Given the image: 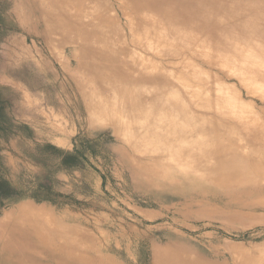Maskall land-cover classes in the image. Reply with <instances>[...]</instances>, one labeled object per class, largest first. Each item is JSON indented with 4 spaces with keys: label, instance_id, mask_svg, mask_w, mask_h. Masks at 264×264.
<instances>
[{
    "label": "rangeland",
    "instance_id": "1",
    "mask_svg": "<svg viewBox=\"0 0 264 264\" xmlns=\"http://www.w3.org/2000/svg\"><path fill=\"white\" fill-rule=\"evenodd\" d=\"M163 30L127 0H0V221L30 218L61 264H264V64L244 86ZM201 71L234 110L203 109L188 139L208 141L200 191L164 177L202 173L164 164L165 124L129 123L164 93L135 80Z\"/></svg>",
    "mask_w": 264,
    "mask_h": 264
},
{
    "label": "bare ground",
    "instance_id": "2",
    "mask_svg": "<svg viewBox=\"0 0 264 264\" xmlns=\"http://www.w3.org/2000/svg\"><path fill=\"white\" fill-rule=\"evenodd\" d=\"M127 1L133 5L139 15L144 16L149 22L162 25L166 35L169 34L176 40H181L189 45L194 44L198 50L205 51L203 53H206L211 67L224 70L223 64L229 65L231 74L239 77L240 83L244 86L247 82L260 79L259 74L264 66V0ZM238 20H242V22L231 23ZM203 73V71L199 72V76H196L194 80L190 77L183 80L171 77L173 81L177 80L176 83L180 86L177 89L168 85V81L171 79L167 77V81L161 74L154 72L145 77L151 88L149 86L141 87L143 78L135 80L138 97H144L146 89L153 91L152 87L156 84L164 89V93L160 97L152 96L154 107L147 108V106L142 107L138 104V108H132L130 112L132 122L129 123L131 126L138 125L142 129L148 128V126L151 129L152 126L165 124L168 131L164 139L173 145L165 157L164 164H190L194 165L193 171L197 170L202 173L191 175L183 172L175 175L173 173L176 169L173 168L170 169L173 173L166 170L167 173L165 172V176H163L172 180L178 176L180 181L196 185L200 191L203 190L202 184L204 183L202 182L208 181L206 176L208 177L210 173L209 169L201 166L202 161L209 160V158L206 159V156L210 155L205 154L208 141L198 139L196 143H190L188 139L193 138L191 135L207 133V129L202 125V119L205 118L203 109L214 107L222 113L234 110L230 99H228L231 89L225 86L209 87V82L216 83L218 80ZM137 118L141 121L137 122ZM141 122L145 123V127L140 124ZM150 133L149 130H145L143 133H139L138 139H150ZM118 165L121 167L120 164ZM179 169L184 170L180 166ZM139 171L137 170V174ZM162 171L151 168L146 172V176L153 179L158 178V174L161 177ZM120 173L122 172L120 171ZM156 187L159 186L156 185ZM134 196H137L135 192ZM25 212L40 213L29 205ZM11 222L15 226L9 228ZM0 225V264H61L60 259L56 257L48 242L43 235L41 236L35 222L32 223L30 218L13 221L12 218L5 217L0 221Z\"/></svg>",
    "mask_w": 264,
    "mask_h": 264
}]
</instances>
